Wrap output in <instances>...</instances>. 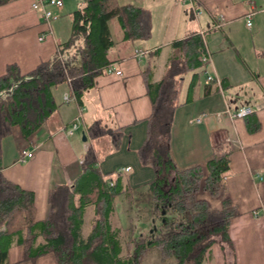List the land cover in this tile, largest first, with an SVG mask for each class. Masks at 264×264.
Here are the masks:
<instances>
[{
    "label": "crops",
    "instance_id": "1",
    "mask_svg": "<svg viewBox=\"0 0 264 264\" xmlns=\"http://www.w3.org/2000/svg\"><path fill=\"white\" fill-rule=\"evenodd\" d=\"M79 1L63 0L61 9H52L55 19L48 23L42 10L33 8L38 0H10L1 5L0 77L9 65H16L22 74H28L52 59L58 45L69 38L71 14L82 3ZM131 2L151 12V39L128 43L114 38L117 44L111 53L122 77L108 73L97 77L94 88L83 97L82 105L74 99L65 102L70 92L68 85L65 90H56L62 104L27 139L19 126H13L11 134L2 141L3 175L34 193L39 223L48 216L50 190L56 186H72L81 177L83 156L89 147L96 150L97 168L103 181L121 189L113 200L114 213L116 203L124 202V198L130 206L134 192L148 190L151 194L148 186L154 181L155 172L143 166L138 156L147 138L148 118L152 113L146 79L150 76L154 85L160 83L174 52L172 43L202 33L212 57L207 70L226 86L206 95L205 74L186 77L181 105L173 116L170 154L179 170L204 165L215 153L229 155V171L218 199L219 207L223 199H229L237 211L229 227L231 244L218 241L203 264H264V0ZM63 16L70 17L66 20ZM42 36L44 39L40 40ZM136 49L145 51L142 59L135 57ZM243 108L253 113L245 118L231 117ZM80 114L79 129L74 135H67L65 130ZM95 120L109 128L121 129L118 149H113L108 136L95 140L88 135L87 127ZM22 149L32 151L33 158L19 162ZM126 168L130 171L121 172ZM116 175L119 182L114 178ZM152 209L149 223L142 226L141 222V228L153 226L155 204ZM90 212L93 213V207H86L83 225ZM90 217L89 227L93 215ZM119 227L124 230L130 225ZM11 236L7 264H57L52 253L33 259L23 246L22 237ZM43 244L39 238L35 248L39 250Z\"/></svg>",
    "mask_w": 264,
    "mask_h": 264
},
{
    "label": "trees",
    "instance_id": "2",
    "mask_svg": "<svg viewBox=\"0 0 264 264\" xmlns=\"http://www.w3.org/2000/svg\"><path fill=\"white\" fill-rule=\"evenodd\" d=\"M9 1L0 0V6ZM113 21L123 42L148 41L152 37V15L148 9L132 2L122 4L120 0H83L71 14L68 40L58 45L52 59L28 74H22L16 65H9L0 77V264H7L12 234L22 237V244L33 259L52 253L57 264H142L152 248L160 250L163 260L173 258L175 264H203L217 243L214 237L231 244L229 227L237 215L235 207L229 199H223L216 211L210 209V201L220 197L224 187L229 171L228 153H215L204 165L179 170L169 150L173 116L181 105L184 81L189 74H205L207 70L202 61L205 42L198 33L172 43L174 52L160 83L154 85L150 76L146 79L152 113L148 118L147 138L138 156L143 166L155 172L148 188L155 215H162L164 228L173 229L168 237L144 240L140 236L130 252L121 256V244L111 224L113 200L121 189L103 181L97 168L98 156L92 147L83 156L82 175L77 182L50 190L49 213L41 223L36 221L34 193L3 175L2 141L11 134L13 126H19L23 136L29 138L62 104L56 90L68 85L71 101L74 99L82 105L85 94L94 88L95 79L114 66L111 50L117 42L111 30ZM225 86L222 80L219 85L207 81L205 94ZM121 132L100 120L87 127L92 139L108 136L113 149L120 145ZM110 180L114 182L113 177ZM200 191L206 196L202 200L197 197ZM88 206L93 207V220L84 238L82 227ZM168 211L182 216L190 214V220L171 224L163 216ZM3 228H7L6 232L1 231ZM39 238L44 244L37 250Z\"/></svg>",
    "mask_w": 264,
    "mask_h": 264
},
{
    "label": "rangeland",
    "instance_id": "3",
    "mask_svg": "<svg viewBox=\"0 0 264 264\" xmlns=\"http://www.w3.org/2000/svg\"><path fill=\"white\" fill-rule=\"evenodd\" d=\"M82 2V0H80ZM79 1V2H80ZM132 0H120L122 4L129 3ZM73 6V5H72ZM80 5H76L75 9H78ZM74 9V10H75ZM72 12V11H71ZM190 14V13H189ZM64 19H69L70 16H63ZM56 18H58L56 16ZM63 25V24H62ZM111 30L113 33V37L118 41H120L119 38H121V33L118 28V25L116 21L111 22ZM202 35V33L200 34ZM65 90L66 85H63L60 90ZM57 98L59 97V92H56ZM114 178L117 179V182H119V175H116ZM198 199L202 200L204 197L203 191H200L197 195ZM126 198L123 199L124 202L116 203V215L115 213L112 215V232L118 237L122 252L121 256L124 257L126 254L130 252V250L133 248V243L138 239V237L143 236L144 240H150L153 237H168L171 233H173V229H166L163 226V219L162 215L157 214L155 215V222L153 226L148 227L146 229L145 227L141 228V222H143L142 226L144 224L149 223V215L153 211L154 203L152 202L151 194L148 192V190L144 191H138L133 193V200L130 203V206H128V203L125 201ZM219 201L220 199L214 198L210 201V209L212 211H216L219 208ZM131 207V209L129 208ZM133 208V210H132ZM89 212V211H87ZM93 213L90 212V215L87 214L88 219H86L82 229L84 232V236L87 235V232L89 231L90 226V216H92ZM127 215V216H126ZM118 216L121 218L119 219ZM163 216H167V218L170 220L171 224L174 223H186L188 220H190V214H187L185 216L179 215L177 213H174L172 211L165 212ZM125 217V218H123ZM123 218V219H122ZM123 224L124 227L127 225H130L129 228H125L124 230L120 229V225ZM154 227H156V230L153 231ZM136 228V229H135ZM151 231H153L151 233ZM142 232V234L140 233ZM140 233V234H139ZM213 238V237H212ZM216 241H220V237L216 236L214 237ZM142 264H175L173 258H167L162 259L161 252L158 248H152L150 249L146 255L144 256L142 260ZM189 264V263H187Z\"/></svg>",
    "mask_w": 264,
    "mask_h": 264
},
{
    "label": "built area",
    "instance_id": "4",
    "mask_svg": "<svg viewBox=\"0 0 264 264\" xmlns=\"http://www.w3.org/2000/svg\"><path fill=\"white\" fill-rule=\"evenodd\" d=\"M63 7V0H38V2H35L33 4V8L35 10H42L43 12V17L45 19V21L48 23L49 21H51L52 19H55V16L53 15V10L54 8L56 9H61ZM199 14V12L197 13V15ZM221 20V19H220ZM247 25L250 27L252 26V21L251 18L248 19L247 21ZM203 35V34H202ZM44 36L40 37V40H43ZM205 54L202 58V61L204 64H206L207 66L209 65V63L211 62V54L207 51L206 45H205ZM145 55V51L142 49H136L135 50V57H137L138 59H142ZM106 73L108 74H114L117 77H122L123 73L121 70L117 69L115 66H111L107 69ZM205 75L207 76V81L208 82H212V83H216V84H220V79H218L215 76L210 75V73L208 72V70H206ZM71 101V99L69 98V96L65 97V102L69 103ZM253 113V111L249 108H243L242 110H240L237 113H234L231 115L232 118H245L249 115H251ZM81 119L82 116L81 114L70 124V126L65 130L66 134L69 136H72L76 133V131L79 129V126L81 124ZM34 156V153L32 151H29L27 149H22L19 151L18 154V161L21 163L26 162L29 159H32ZM125 172H129L130 168H126L124 170ZM111 186L113 185L112 183L110 184Z\"/></svg>",
    "mask_w": 264,
    "mask_h": 264
},
{
    "label": "water",
    "instance_id": "5",
    "mask_svg": "<svg viewBox=\"0 0 264 264\" xmlns=\"http://www.w3.org/2000/svg\"><path fill=\"white\" fill-rule=\"evenodd\" d=\"M83 141H84V142L86 141V136H85V134H83ZM163 214H165V212H163ZM154 230H156V227H154L153 231H154ZM153 231H151V233H152Z\"/></svg>",
    "mask_w": 264,
    "mask_h": 264
}]
</instances>
